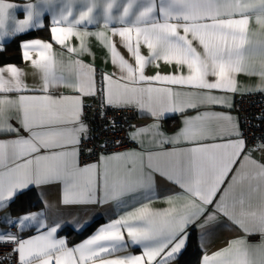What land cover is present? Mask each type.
I'll return each mask as SVG.
<instances>
[{
  "label": "snow or ice",
  "instance_id": "snow-or-ice-1",
  "mask_svg": "<svg viewBox=\"0 0 264 264\" xmlns=\"http://www.w3.org/2000/svg\"><path fill=\"white\" fill-rule=\"evenodd\" d=\"M42 2L52 5L57 0ZM114 3L115 0H109L104 9L105 27L114 20ZM136 5L139 9L133 13ZM93 7L81 11L79 18L72 21L69 20L73 15L70 3H65L58 13L53 9L52 38L66 47L68 53L77 52L65 45V40L73 35L81 40L78 54L88 51L83 37L91 33L76 31L75 26L97 23V17L92 15ZM14 8L16 5L0 0V40L33 26H42L38 20L42 13L31 3L23 9L27 15L24 20L16 19L10 11ZM157 8L163 22L155 15ZM253 15L256 23L264 28V0H159L158 6L155 0H127L122 15L115 18L124 27L113 29L112 34L121 38V45L135 64L117 51L105 33H95L119 69V75L102 73L99 89L95 68L81 60L69 58L68 75L58 74L52 44L39 40L22 45L24 59L31 60L32 66L41 73L37 87L25 85L22 72L15 66L0 67V135L16 137L0 141V209L13 203L30 185L40 187L57 182L63 184L62 202L66 205L115 201L118 208L124 207L129 203L123 199L126 196L135 199L139 194L147 201L156 198L153 177L157 173L178 185L188 200L181 210L173 206L153 211L145 203L102 226L72 248L65 239L56 238L58 223L48 225L36 214L25 215L16 222L21 228L26 222H38V227L47 231L28 240L0 233V243L14 245L13 254H18L19 264H153L154 261L172 264L186 244L187 227L205 216L207 206L214 201L215 213L206 215V221L215 220L216 213H220L246 235L258 232L264 237V164L252 159L238 121L228 114L206 111L186 117L184 127L174 136H166L159 124L168 115L188 109L211 105L231 107L226 96L213 92L236 93L235 77L239 73L259 76L264 81V41L253 42L248 36L249 19ZM34 18L37 25L33 24ZM173 20L176 22L171 23ZM62 23L68 26L60 27ZM142 45L149 50L147 57L141 54ZM31 52H38L40 59H32ZM250 56L262 58L260 70L245 63ZM161 60L174 64L176 72L145 74L146 67L158 68L157 62ZM59 87L69 88L77 95H53L50 89ZM256 90L264 91V86ZM98 91L102 107L136 108L155 122L129 133V140L141 144V150L102 155L99 162L81 166V136L87 139L88 132L81 120L82 98L96 96ZM8 93H16V98L3 95ZM11 112L16 116L9 115ZM12 119L20 127L13 126ZM21 130L28 135L24 136ZM149 133L153 137L150 148L144 147L141 140ZM180 144L185 147H176ZM113 162L117 165L114 169L110 168ZM249 167L256 169L251 177L247 172ZM230 173H233L231 180L222 188ZM245 179L250 180L247 198L260 194L258 210H244L245 193L238 200L233 195L234 187ZM251 181L257 183L253 185ZM98 189L103 191L102 198L97 197ZM175 198L169 197L167 202L172 205ZM237 203L241 207L240 217L256 218L255 227H248L244 219L237 217L234 211ZM8 222L11 223L10 218ZM136 245L142 248L141 255L110 258ZM202 264H264V242L250 245L246 239L233 240L227 248L211 256L204 255Z\"/></svg>",
  "mask_w": 264,
  "mask_h": 264
},
{
  "label": "crops",
  "instance_id": "crops-1",
  "mask_svg": "<svg viewBox=\"0 0 264 264\" xmlns=\"http://www.w3.org/2000/svg\"><path fill=\"white\" fill-rule=\"evenodd\" d=\"M5 3H10L16 5V8L11 9L10 11L15 14L17 20H24L27 18L26 12L23 10L27 4L31 3L35 6V10L40 11L42 15L38 18L39 24L42 26H33L32 28L26 30L23 33H18L15 35L5 36L3 40H0V51L3 50L4 46L10 43L15 37L27 35L31 32H39L44 33L37 38L33 39H23L20 42V53H21V61L19 63H10V64H2L0 67L6 66H15L22 72V80L25 85L29 88L37 87L41 83V73L39 70L35 69L31 60H25L23 57V48L22 45L24 43H31L34 41H41L44 43L52 44V53L54 54V58L56 61V70L58 74L63 73L65 76L67 73V62L69 58L72 60H81L85 65H91L95 68V78L97 82V89L100 88V78L102 73L112 74L116 73L119 75V69L117 66H114L111 62V54L109 50L105 47L104 44L101 43V40L97 38L95 33L103 32L107 36L108 39L113 41L116 45L117 51L120 52L126 60H128L133 65L135 61L132 59L130 53L121 45V38L118 35L113 36L112 30L124 27L118 23L115 19L119 15L123 13V7L126 6L127 0H115V3L112 7V15L114 20L111 24L105 27L103 19L104 9L107 6L109 0H57L52 5H46L42 2V0H4ZM157 6L159 5V0H155ZM65 3H70L73 15L69 17V20L72 21L74 19L79 18V13L81 11H86L88 7H93L92 15L97 17V23L95 24H87L86 22L81 23L75 26L76 31L91 33V35L84 36V42L87 47V52L83 55H79V50L81 46V40L78 39L75 35L65 40V45L67 47H73L77 50L75 53H68L66 47H62L60 44L55 43L52 38L51 27L53 26L52 17L54 15L53 9L55 13H58L59 10L64 6ZM47 9V10H46ZM139 9V5L134 6L132 9L133 13H136ZM157 19L163 22V18L160 16L158 8L155 13ZM238 18V17H237ZM131 19V17H129ZM171 23H175L176 21H170ZM11 23V22H9ZM33 24L37 25V18H34ZM60 27H67V24H61ZM10 31V28H9ZM180 34L183 32L181 30ZM133 36V44L135 43V32L132 33ZM248 36L253 42L264 41V28L256 23L255 16H251L248 24ZM141 54L147 57L149 55V50L146 46H141ZM47 55V53L45 54ZM30 56L34 60L40 59V54L38 52H31ZM159 67L149 66L145 69V74L148 76H154L157 72L162 75L172 74L176 72V67L174 64L168 65L165 64L162 60L157 62ZM245 63L256 70H260L262 64V58L259 56H250L247 57ZM183 74H187V69L183 70ZM236 82L238 85V91L236 93H221L218 91H214V95L218 96H226L229 100L231 107H224L220 105H211L207 107H201L198 109H188L183 113L170 114L167 118H163L159 121L161 131L166 136H174L179 130H181L184 125L183 121L186 117H195L198 113L203 112H211V113H223L228 114L233 117L234 120L238 121V116L236 112V104L237 98L242 94L259 92L256 90L258 86H264V81H261L259 76H249L243 73H239L236 75ZM210 80L214 79L209 77ZM53 95H77L72 92L71 89L66 87L52 88L50 89ZM31 94V93H30ZM7 95L13 99L16 98V93H8L3 94ZM93 100V101H92ZM83 108L94 102L101 104V97L99 91L96 96H83L82 98ZM138 110V109H137ZM139 118L134 123L131 132L136 131L138 128L147 127L152 125L155 121L146 113H141L138 110ZM9 115L15 117L16 113L11 112ZM82 120V119H81ZM83 122V121H82ZM11 123L15 127H20L17 123L16 119H12ZM84 123V122H83ZM239 123V121H238ZM86 124V123H84ZM87 125V124H86ZM215 127V122L213 124ZM88 132L90 131L89 125H87ZM24 136L28 134L23 132ZM87 132V133H88ZM83 136V134H82ZM81 136V137H82ZM15 135H0V141H7L15 139ZM152 134L149 133L143 137L141 140L143 141L144 147H151L150 141L152 140ZM211 143L212 141H208ZM222 142V141H217ZM135 147L128 151H139L141 150V144L135 142ZM168 148H172V145H166ZM176 147L183 148L184 144L177 145ZM247 150L251 152V157L253 160L258 161L261 164H264V147H247ZM128 151H123L119 153H124ZM115 153L104 154V156H108ZM101 157V156H100ZM80 160V157H79ZM100 158L97 161H94L93 164L99 162ZM84 166V164H81ZM116 162H113L110 165V168H116ZM256 169L254 167H249L247 172L249 177L255 173ZM233 173L229 174L228 179L225 181L222 188H226L228 182L231 180ZM154 179V188H153V196L156 198L151 199L150 201L144 200L142 196L136 194V198L133 199L132 196H126L123 199L129 201V203L124 207H117L115 201H110L108 203H92V204H64L63 201V184L62 183H52L49 185H44L40 187L29 186L27 189H23L21 194L26 193L27 191H32L34 194V205L32 208L21 207L19 202L11 203L0 209V233L12 234L18 236L20 239L28 240L34 238L37 235L46 232L47 229H40L38 227V222H26L24 228H21L18 223V220L22 219L25 215H38L39 218H43L45 223L48 225H53L58 223L60 227L57 230L56 238L65 239L67 246L69 248L78 246L91 236H93L99 228L107 225L109 222L118 219L121 215H125L128 212L134 211L136 208L142 207L143 204H147V207L153 211H163L168 209L169 207H175L178 210L184 208V206L188 203V200L183 197V190L179 188L178 185L172 183L165 177L159 175V173L155 174ZM111 182V180H110ZM250 180L245 179L242 184L236 185L234 187L233 195L236 199H239L240 194L243 192L246 196V203L244 205L245 211H253L258 210L261 200L260 194L256 193L251 196L250 199L247 198V192L249 187ZM253 185H255L256 181H251ZM103 191L102 189L97 190V197L102 198ZM220 193L217 194V199L219 198ZM169 197H176L173 199L172 205L167 202ZM17 197L14 198V200ZM18 201V200H17ZM232 203V197L229 198V204ZM23 209V211H21ZM231 210V208H230ZM235 214L238 218L244 219L246 225L248 227H255L257 224V220L251 216L240 217L241 207L237 203L235 207ZM215 213V201L212 205L207 206V212L205 214ZM205 216H202L195 223L190 224L187 227V237L193 232L197 238L198 245L201 249V258L200 264H202L204 255L211 256L213 253L218 252L222 249L228 247L229 242L237 239H246L248 244L250 245H260L264 242V237H262L258 232L252 235H246L243 230H241L236 224H234L231 220H229L226 216L220 213H216V218L213 221H206ZM10 218L11 223L8 222ZM94 224V225H93ZM92 226V231L85 233V231ZM16 228V233H11V228ZM85 233V234H84ZM188 239V238H187ZM125 240H128L127 234L125 233ZM187 244V241H186ZM184 248L181 250L179 255L184 251ZM142 248L138 245L129 246L126 251H121L115 253L110 258H118L124 257L128 255H141ZM157 260L160 257L156 258ZM176 259L172 261V264H176ZM19 261V258H18ZM98 264V262H97ZM155 264V261L153 262Z\"/></svg>",
  "mask_w": 264,
  "mask_h": 264
},
{
  "label": "built area",
  "instance_id": "built-area-1",
  "mask_svg": "<svg viewBox=\"0 0 264 264\" xmlns=\"http://www.w3.org/2000/svg\"><path fill=\"white\" fill-rule=\"evenodd\" d=\"M236 112L246 147H264V91L240 95ZM138 118L135 108L117 110L94 102L87 105L81 119L89 125L90 131L87 139L84 135L81 137L80 163L85 165L97 161L104 154L133 149L135 143L129 140L128 135ZM10 231L16 233L17 229L13 227ZM13 249L12 243H0V261L3 264H19L18 254H13ZM8 256L11 258L5 260Z\"/></svg>",
  "mask_w": 264,
  "mask_h": 264
},
{
  "label": "trees",
  "instance_id": "trees-1",
  "mask_svg": "<svg viewBox=\"0 0 264 264\" xmlns=\"http://www.w3.org/2000/svg\"><path fill=\"white\" fill-rule=\"evenodd\" d=\"M42 35L45 34L39 32H31L27 35L15 37L10 43L4 46L2 51H0V65L19 63L21 61V53H20L21 40L33 39L40 37ZM14 201L19 202L21 207L32 208L34 205V194L32 191H27L26 193L18 195ZM21 211H23V209H21ZM93 225L89 226V228L85 231V233L91 232L93 229L92 228ZM200 258H201V249L198 245L195 234L191 232L188 235L187 244L184 251L175 260L176 264H200Z\"/></svg>",
  "mask_w": 264,
  "mask_h": 264
},
{
  "label": "bare ground",
  "instance_id": "bare-ground-1",
  "mask_svg": "<svg viewBox=\"0 0 264 264\" xmlns=\"http://www.w3.org/2000/svg\"><path fill=\"white\" fill-rule=\"evenodd\" d=\"M88 105H89V104H88ZM86 106H87V105H86ZM86 106H85V107H86ZM85 107H84V108H85ZM84 108H83V110H84ZM135 109H136V108H135ZM136 110H137V109H136ZM137 111H138V110H137Z\"/></svg>",
  "mask_w": 264,
  "mask_h": 264
}]
</instances>
